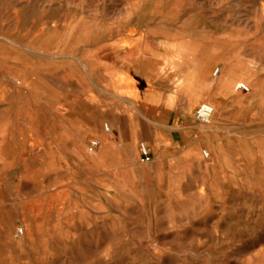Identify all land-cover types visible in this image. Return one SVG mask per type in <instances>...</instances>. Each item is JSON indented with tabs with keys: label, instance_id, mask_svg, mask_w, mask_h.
I'll return each instance as SVG.
<instances>
[{
	"label": "rangeland",
	"instance_id": "374dc122",
	"mask_svg": "<svg viewBox=\"0 0 264 264\" xmlns=\"http://www.w3.org/2000/svg\"><path fill=\"white\" fill-rule=\"evenodd\" d=\"M0 264H264V0H0Z\"/></svg>",
	"mask_w": 264,
	"mask_h": 264
},
{
	"label": "built area",
	"instance_id": "2783aa9c",
	"mask_svg": "<svg viewBox=\"0 0 264 264\" xmlns=\"http://www.w3.org/2000/svg\"><path fill=\"white\" fill-rule=\"evenodd\" d=\"M217 73H218V70H216L214 74L216 75ZM237 88L240 90H246L247 86L241 83L237 86ZM213 111H214L213 107H211L210 105L201 104L194 111L193 119L197 124H200V125L208 124L211 117H212ZM104 131L106 133L110 132V128L108 125H104ZM90 146L92 149H96L99 146V142L98 141H92ZM138 149H139V154H140L142 162L149 163L151 160L150 148L145 143L141 142V143H139ZM204 157H208V154L204 153ZM17 236H22V230L21 229L18 231Z\"/></svg>",
	"mask_w": 264,
	"mask_h": 264
},
{
	"label": "crops",
	"instance_id": "0c3cea01",
	"mask_svg": "<svg viewBox=\"0 0 264 264\" xmlns=\"http://www.w3.org/2000/svg\"><path fill=\"white\" fill-rule=\"evenodd\" d=\"M135 140V137L133 135L130 136V143L129 144H133V141ZM140 157V156H139ZM140 159V158H139ZM128 169V161H126L125 159H123V164L121 166V171H124L126 172V170ZM107 171H110L112 172V169L110 168L109 170Z\"/></svg>",
	"mask_w": 264,
	"mask_h": 264
}]
</instances>
